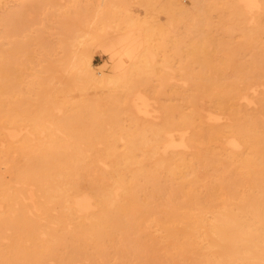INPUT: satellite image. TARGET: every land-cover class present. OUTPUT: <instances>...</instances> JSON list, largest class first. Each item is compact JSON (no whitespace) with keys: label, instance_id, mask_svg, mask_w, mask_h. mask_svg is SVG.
<instances>
[{"label":"bare ground","instance_id":"bare-ground-1","mask_svg":"<svg viewBox=\"0 0 264 264\" xmlns=\"http://www.w3.org/2000/svg\"><path fill=\"white\" fill-rule=\"evenodd\" d=\"M190 4L171 106L146 23L101 45L111 76L0 56V264H264V0Z\"/></svg>","mask_w":264,"mask_h":264},{"label":"rangeland","instance_id":"rangeland-1","mask_svg":"<svg viewBox=\"0 0 264 264\" xmlns=\"http://www.w3.org/2000/svg\"><path fill=\"white\" fill-rule=\"evenodd\" d=\"M190 1L154 0L150 7H146L144 0H0V56L11 57L12 48H20L16 51V58L28 62L25 81H29L33 79L32 74L37 72L38 64L43 60H57L62 55H68L67 60L74 62L86 50L92 58L96 76H111V63L101 45L116 34L114 30L117 27L146 23L165 37L163 49L158 44L160 36L154 37V45L158 44L153 59L157 73L150 80V90L152 94L162 93L164 104L171 106L175 103L172 92L180 89L179 86L176 87L180 82L170 80L171 71L179 63L188 60L185 52L175 54L174 30L186 42L189 40L190 28V25L184 23L175 29L171 23V13L177 2L190 8ZM225 2L226 0H208L209 4L217 5H224ZM221 11L222 9L208 11V20L216 21ZM88 34L97 37V40L90 44H80ZM236 39L235 37V41ZM219 56L211 47L207 60L214 63ZM63 79L72 81L69 77ZM55 83H58V79L53 82Z\"/></svg>","mask_w":264,"mask_h":264}]
</instances>
